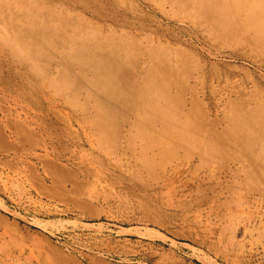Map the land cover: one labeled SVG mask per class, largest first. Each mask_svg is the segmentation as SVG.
I'll list each match as a JSON object with an SVG mask.
<instances>
[{
    "label": "rangeland",
    "instance_id": "obj_1",
    "mask_svg": "<svg viewBox=\"0 0 264 264\" xmlns=\"http://www.w3.org/2000/svg\"><path fill=\"white\" fill-rule=\"evenodd\" d=\"M0 264H264V0H0Z\"/></svg>",
    "mask_w": 264,
    "mask_h": 264
}]
</instances>
